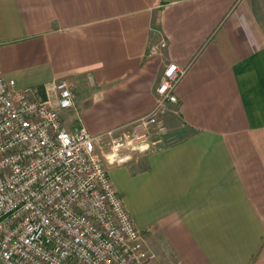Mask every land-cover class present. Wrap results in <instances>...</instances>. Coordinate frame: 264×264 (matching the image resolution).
<instances>
[{
    "label": "crops",
    "instance_id": "crops-1",
    "mask_svg": "<svg viewBox=\"0 0 264 264\" xmlns=\"http://www.w3.org/2000/svg\"><path fill=\"white\" fill-rule=\"evenodd\" d=\"M173 63L181 139L107 171L155 261L264 264V0H0V72L40 100L66 83L62 122L97 140Z\"/></svg>",
    "mask_w": 264,
    "mask_h": 264
},
{
    "label": "built area",
    "instance_id": "built-area-1",
    "mask_svg": "<svg viewBox=\"0 0 264 264\" xmlns=\"http://www.w3.org/2000/svg\"><path fill=\"white\" fill-rule=\"evenodd\" d=\"M185 74L169 64L142 127L178 104ZM53 91L40 100L0 72V264H146L154 256L97 154V138L62 122L74 108L72 90L58 83Z\"/></svg>",
    "mask_w": 264,
    "mask_h": 264
},
{
    "label": "rangeland",
    "instance_id": "rangeland-1",
    "mask_svg": "<svg viewBox=\"0 0 264 264\" xmlns=\"http://www.w3.org/2000/svg\"><path fill=\"white\" fill-rule=\"evenodd\" d=\"M175 106L177 104H166L160 108L156 117V124L142 127L140 123H136L112 135L98 139L95 146L96 151L106 170L109 171L111 167L117 166L119 158L127 157L129 159V156H135L142 161L152 150L167 146L179 140V138L181 139L180 136H175L172 132L175 126L173 120L176 119L174 118L176 116ZM117 148H119L118 152L115 151ZM143 237H145V234ZM169 260V263H160L159 260L152 259L146 264H154L153 261H155V264H178L174 259L169 258Z\"/></svg>",
    "mask_w": 264,
    "mask_h": 264
}]
</instances>
